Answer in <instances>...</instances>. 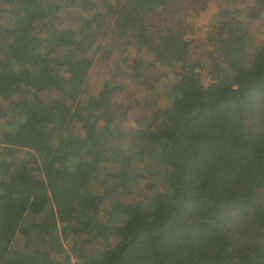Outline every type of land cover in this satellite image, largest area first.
I'll return each instance as SVG.
<instances>
[{
	"label": "trees",
	"instance_id": "1",
	"mask_svg": "<svg viewBox=\"0 0 264 264\" xmlns=\"http://www.w3.org/2000/svg\"><path fill=\"white\" fill-rule=\"evenodd\" d=\"M209 1L0 0V264H264V0L196 55Z\"/></svg>",
	"mask_w": 264,
	"mask_h": 264
},
{
	"label": "rangeland",
	"instance_id": "2",
	"mask_svg": "<svg viewBox=\"0 0 264 264\" xmlns=\"http://www.w3.org/2000/svg\"><path fill=\"white\" fill-rule=\"evenodd\" d=\"M49 2H52V0H49ZM226 2L227 0H210L206 10L202 11L200 14L188 17L186 19H181V21H185L186 23H188L187 25L185 24L186 26H184V36L185 38H189L190 50L195 51L196 55L198 51H196L195 47H200L203 41L207 39L206 37L210 36L213 30V22H220L224 20V16L220 15L219 17H215V15L221 9H223ZM233 2L234 5H236V7L240 9L247 6V0H233ZM248 3L251 4V1ZM64 14L65 11L62 12V15ZM162 16L166 19L169 24L172 22V20L169 18V16H167L166 13H162ZM241 20L245 21V23H248L250 37H252V41L254 42V44L257 46L264 45V16H261L259 19L256 20H246L243 18H241ZM201 47L205 46L202 45ZM93 63L94 65L90 69L91 77L89 78L88 90L90 92H95L101 86L103 80L108 76L107 71L109 67H100L95 65V63H99L98 55L94 56ZM206 73L207 72L204 71L202 74L205 81L208 80ZM165 77L162 80H159V83L157 84L158 98L155 103L156 106H166L169 103V99H166L165 97L168 94V86H170L171 83L175 81V76L173 73H171V71L167 70V76ZM129 86L130 87H128V90L126 89L125 91L119 94V97H121L122 99L129 100V97L133 94V92L137 90L135 85L133 86L130 84ZM133 101L134 99L131 100V102ZM134 121L135 117L133 118L132 115L128 114L127 119L122 123L124 124L125 128L128 129L135 126V123H133ZM109 241H107L106 243L108 248L114 246L115 243L113 241Z\"/></svg>",
	"mask_w": 264,
	"mask_h": 264
}]
</instances>
